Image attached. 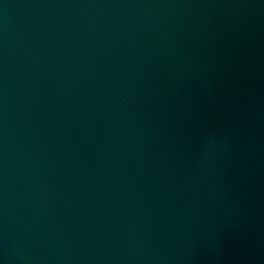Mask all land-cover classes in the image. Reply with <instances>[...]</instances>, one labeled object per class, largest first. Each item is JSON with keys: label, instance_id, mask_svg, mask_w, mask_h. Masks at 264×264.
<instances>
[{"label": "water", "instance_id": "1", "mask_svg": "<svg viewBox=\"0 0 264 264\" xmlns=\"http://www.w3.org/2000/svg\"><path fill=\"white\" fill-rule=\"evenodd\" d=\"M0 264H264V0H0Z\"/></svg>", "mask_w": 264, "mask_h": 264}]
</instances>
